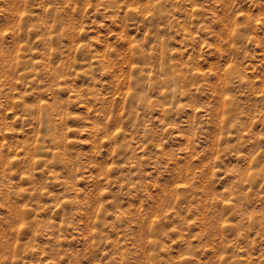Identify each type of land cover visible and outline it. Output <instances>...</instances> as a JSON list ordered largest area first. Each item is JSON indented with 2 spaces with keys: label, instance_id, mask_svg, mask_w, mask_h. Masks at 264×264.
Segmentation results:
<instances>
[{
  "label": "rangeland",
  "instance_id": "1",
  "mask_svg": "<svg viewBox=\"0 0 264 264\" xmlns=\"http://www.w3.org/2000/svg\"><path fill=\"white\" fill-rule=\"evenodd\" d=\"M0 264H264V0H0Z\"/></svg>",
  "mask_w": 264,
  "mask_h": 264
}]
</instances>
